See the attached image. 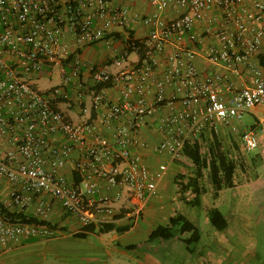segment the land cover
I'll use <instances>...</instances> for the list:
<instances>
[{"label": "built area", "instance_id": "2783aa9c", "mask_svg": "<svg viewBox=\"0 0 264 264\" xmlns=\"http://www.w3.org/2000/svg\"><path fill=\"white\" fill-rule=\"evenodd\" d=\"M146 1L151 10L142 15L112 7L109 0H0V182L9 186L2 201L6 209L47 222L57 204L82 227L111 224L121 195L102 194L100 180L107 189H124L138 216L165 178L169 162L182 157L185 145L215 130L216 122L235 131L234 124L244 115L256 107L264 109L263 69L257 61L264 55L262 1ZM166 9L180 13L166 21L162 17ZM214 9L222 25L216 42L207 47L206 60L234 74L244 69L251 85L235 88L220 75L201 74L196 67L202 38L194 23L203 20L210 26ZM138 23L149 33L124 45L112 60L116 72L78 55L67 72L65 63L78 49L99 43L115 28ZM129 51L138 55L133 64L126 63ZM43 69H57L61 83L38 89L31 81ZM100 83L109 87H97ZM110 90L117 94L115 101ZM59 104L93 113L112 130L113 140L99 135L93 123H74L57 108ZM157 114L161 139L149 146L139 136ZM257 129H264V113L241 133L248 152L258 146ZM54 136H61L58 144L52 143ZM137 146L150 148L167 161L151 169L134 151ZM74 154L79 156L73 164L78 184L69 183L61 173ZM57 234L46 224L10 222L0 216V253L23 239Z\"/></svg>", "mask_w": 264, "mask_h": 264}, {"label": "crops", "instance_id": "0c3cea01", "mask_svg": "<svg viewBox=\"0 0 264 264\" xmlns=\"http://www.w3.org/2000/svg\"><path fill=\"white\" fill-rule=\"evenodd\" d=\"M260 1L264 3V0ZM109 4L112 7H126L132 14H145L151 10L146 0H109ZM179 13V10L166 9L162 17L169 21L176 18ZM209 16L213 19L210 26L203 20L194 23L195 33L202 38V44L197 47L195 62L197 69L201 74L220 75L223 82L226 81L235 88L251 85V78L244 69L241 68L240 73L234 74L206 60L207 47L216 42V30L222 25L218 10H212ZM129 29L138 40L145 39L149 33V29L140 23ZM124 30L115 28L112 39L106 44L82 48L81 58L91 64L103 65L109 72H116L117 68L111 61L126 43L128 33ZM158 57V70L162 71L163 56L160 54ZM137 60L138 55L130 53L126 63L133 64ZM66 69L67 72L70 71L69 66ZM44 78L48 79V82L42 88L40 82ZM31 82L38 89L47 90L59 85L61 79L57 69H44L38 79ZM71 85L69 93L73 96L74 88ZM109 96L111 100L117 99V94L113 90L109 91ZM57 108L74 123H93L99 135L113 140L112 130L106 128L96 115L80 113L72 104H59ZM263 113L259 114L255 110L249 113L253 118V124L246 126L243 117L240 122L234 124L235 131H232L229 125L215 123L214 132L221 150L235 165L232 186L218 191L216 196L207 171H204L200 181L203 193L200 195L199 204L187 205L186 202L192 200L193 194L191 190L181 192L180 186L175 183V175L180 173L181 167L177 161H173L169 162L168 172L155 194L145 201L141 213L135 216L124 189L118 187L107 189L103 181L97 180L102 194L121 195L120 201L115 205L118 218L116 217L113 224L120 227L129 225L130 228L126 232L88 233L86 238H78L76 234L84 227L56 204L47 222L54 226V230L58 232L57 236L50 239H23L0 253V264H264V129L256 130V134L259 133L256 135L258 146L255 150L246 151L241 141L242 131L253 127ZM160 115L149 119L140 132L139 138L149 146L161 139V134L157 130V119ZM209 134L206 131L205 138H208ZM60 141L61 136L52 138L54 144ZM134 151L151 169L160 162L167 161L166 157L155 154L150 148L137 146ZM78 157L74 154L61 169L69 183L76 181L73 164ZM185 175V178L192 176V168ZM8 193V184L0 182V200H5ZM211 209L220 212L226 224L225 229L218 231L209 223L207 212ZM175 214H181L196 227L198 241L188 246L183 243L182 239L190 237L188 233L168 240L160 238L149 240L151 232L158 226H166L168 219Z\"/></svg>", "mask_w": 264, "mask_h": 264}, {"label": "trees", "instance_id": "16d2710c", "mask_svg": "<svg viewBox=\"0 0 264 264\" xmlns=\"http://www.w3.org/2000/svg\"><path fill=\"white\" fill-rule=\"evenodd\" d=\"M131 27L120 28L122 30L125 29L124 31L128 33L125 44H127L129 40L138 41V39H135L133 37L132 31L129 29ZM113 31L110 32L109 34H106L102 39V41H100L99 43L89 46H96L101 43L104 44L108 43L112 39ZM82 48L78 49L76 53L72 54L71 57L68 59V61L65 63V65L69 66V70H71L70 69L71 63L74 62L77 55L81 60H83L80 54ZM128 53L130 54L132 52L129 51ZM257 61L259 65L264 69V55L258 56ZM94 65H99V64H94ZM81 72L82 73L85 72L84 67L81 68ZM38 76L33 80L38 79ZM71 84H70L71 87L74 88V83ZM100 86L109 87L108 84H101V83L97 87ZM209 133H210L209 136L207 135L208 138L207 137L205 138L203 133L199 141H196L191 144H187L183 149L182 157L187 159L192 164L193 167L192 176L187 178L182 177L181 178L182 181L176 182L177 181L176 180L175 183L176 184L179 183L178 185L180 186V191L183 193L186 192L187 190H191L193 194V198L190 202H186V204L190 206H198L199 204L200 195L203 193V188L200 186V181L203 178L204 171H207L209 181L214 190V196H216L218 191L222 190L223 188H229L232 186V177L234 174L235 165L226 158L225 154L221 150L220 143L215 135L214 130L211 129ZM204 142H208V151H207L208 153L206 156L203 155L202 153V147L204 146ZM74 179L76 180L75 183L78 184L79 183L78 174L74 173ZM207 215H208L209 223L216 230L221 231L225 229L226 224L225 222H223V217L218 210L211 209L207 212ZM0 216H2L4 219L9 220L10 222L46 224L51 229H55L54 226L50 225L48 222H38L34 217H32L31 214H24L22 212H16L6 209L1 200H0ZM129 228H130L129 225H124L120 227V226H116L113 223L105 224L101 226L88 225L85 226L81 232L77 233L76 236L78 238H86L88 233L105 234L111 231H115L118 234H122L126 232ZM185 233L190 234V237L188 239H182L181 241L185 243L187 246L193 242L198 241L199 236L196 227L193 224H191L181 214H175L174 216L168 219V223L166 226H158L156 229H154L149 235V240H154L156 238L168 240L176 237L177 235H182Z\"/></svg>", "mask_w": 264, "mask_h": 264}, {"label": "rangeland", "instance_id": "374dc122", "mask_svg": "<svg viewBox=\"0 0 264 264\" xmlns=\"http://www.w3.org/2000/svg\"><path fill=\"white\" fill-rule=\"evenodd\" d=\"M47 82H48V79H45V78L42 79L41 82H40V87H42V88L45 87ZM255 111L258 112L259 114H261V113H263L264 109L262 107H256ZM243 121H244V124L246 126H251L253 124V118L249 114L244 115ZM258 133L259 132H257V134ZM207 151H208V143L204 142V146L202 147L203 155L206 156L207 153H208ZM177 162L179 163V165L181 167V170L179 171L180 173L175 175L174 179H175V181L177 180L176 182H180V181H182L181 178L186 176L185 175L186 172L188 170H190L191 168H193V167H192V164L187 159H185L183 157L180 158L179 160H177ZM183 172H185V173H183ZM177 184H179V183H177Z\"/></svg>", "mask_w": 264, "mask_h": 264}]
</instances>
